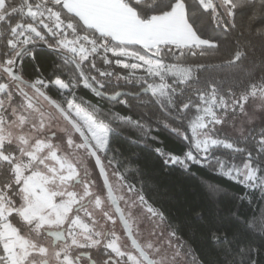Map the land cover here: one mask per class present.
Masks as SVG:
<instances>
[{"label": "snow or ice", "instance_id": "obj_1", "mask_svg": "<svg viewBox=\"0 0 264 264\" xmlns=\"http://www.w3.org/2000/svg\"><path fill=\"white\" fill-rule=\"evenodd\" d=\"M0 264H264V0H0Z\"/></svg>", "mask_w": 264, "mask_h": 264}, {"label": "trees", "instance_id": "obj_2", "mask_svg": "<svg viewBox=\"0 0 264 264\" xmlns=\"http://www.w3.org/2000/svg\"><path fill=\"white\" fill-rule=\"evenodd\" d=\"M17 2L19 3V0H17ZM257 55H258V53H257ZM203 62L216 65V64L220 63V60L218 58H210L207 61H203ZM248 66L249 67H255L258 71V68H259L258 63L253 65L251 62H249ZM236 72H237V69L214 67V68H209L206 72H202L200 75L202 77L207 76V77H212V78H223V79L227 80L228 82H234L232 78H233V74ZM61 78L66 79V77H63V76ZM136 90L137 89L131 88V87H126V88H122V89L121 88L115 89V91H136ZM80 95H83L85 97V99H88L91 96V94L88 93L87 90H82L80 92ZM145 99H146V97H145ZM93 102H95L94 99H93ZM117 110L120 111L122 115L128 114V112L123 109V106H119ZM136 111L137 112L144 111V109H137ZM258 130H259V127L256 126L255 131H258ZM159 139L164 141V144L167 147H169V148L173 147L172 143L168 140L167 137L162 135ZM238 146L242 147L243 144L238 145ZM116 147H118L123 152V154L125 156H130L132 153H137L139 155L144 156L146 166L152 160V156L148 154L147 150L141 149L140 147L129 143L127 140H124V139L118 140L116 142ZM221 151H224V150H221ZM176 154H179V153H176ZM217 155H220V152H218ZM223 186L226 187L230 192H232V191L239 192L241 190V187H242L240 185L233 184L232 182H224ZM174 191H175L174 188H170L167 191H165L163 188H161L159 190L151 191L150 195L152 196L153 199L158 200L160 202H163L165 210L171 211L173 205H172V202L168 199V197ZM186 191L194 192L195 189H193L189 186L186 188ZM198 199L199 198L195 195L190 196L189 203L187 205H185V207H184L183 214L181 216V220L188 219L192 216V214L194 212L201 211V210H203V212L206 216L210 214L209 209H207V207L198 203ZM203 252H204V255H206L210 258V256H211L210 252H208L207 250H203Z\"/></svg>", "mask_w": 264, "mask_h": 264}, {"label": "rangeland", "instance_id": "obj_3", "mask_svg": "<svg viewBox=\"0 0 264 264\" xmlns=\"http://www.w3.org/2000/svg\"><path fill=\"white\" fill-rule=\"evenodd\" d=\"M259 127V126H258ZM233 136H238L239 135V131L238 130H235L233 133H232Z\"/></svg>", "mask_w": 264, "mask_h": 264}]
</instances>
